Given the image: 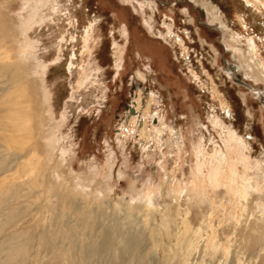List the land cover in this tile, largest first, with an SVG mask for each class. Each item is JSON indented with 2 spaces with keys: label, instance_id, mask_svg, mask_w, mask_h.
<instances>
[{
  "label": "rangeland",
  "instance_id": "374dc122",
  "mask_svg": "<svg viewBox=\"0 0 264 264\" xmlns=\"http://www.w3.org/2000/svg\"><path fill=\"white\" fill-rule=\"evenodd\" d=\"M65 4L78 19L83 20L85 12L88 18L99 21L91 48L93 53L90 55V51L85 50L73 73L56 62L52 37L46 34L41 37V45H44L41 52L48 65L45 76L55 95L54 106L58 115L63 113L67 118L62 137L56 144L66 153L65 158L57 168L53 161L47 162L43 172L45 184L40 190L32 191L22 204L3 207L2 220L8 211L16 206L19 208H15L13 218L0 231V242L6 238L5 234L25 233V264H62L57 256L59 249L52 246L54 242L68 249L67 264H143L146 235L140 222L142 216L135 211L130 218L124 210L130 204L139 205L138 200L132 199L137 191L135 182L138 187L152 190L160 210L168 206L170 210L174 208L171 191L174 187L186 186L183 196L191 192L195 199L193 205L200 204V211L205 208L212 213L209 219L218 226L221 237L234 239L232 232L236 216L241 214L240 208L228 202L229 195L222 194L224 186L213 189L207 180L209 185L203 190L197 184L203 170L200 168L203 164L199 165L202 161L198 163L197 146L207 143L210 153L216 146L223 147L225 134L216 121L218 118L242 138L245 146H241V153L249 158L253 175L256 163L260 162L264 168V53L259 56L249 53L242 24L244 17L248 23L247 32L256 37L258 49H262L264 18L260 11L254 12L232 0H84L81 6L76 0ZM4 5L12 21L19 3L13 1ZM180 41H183L181 46ZM116 52H121L124 58L118 65ZM87 59H94L92 65ZM83 65H87L94 78L88 81L86 90H73L80 74L84 73ZM73 91L77 94L75 98L71 97ZM152 94H156L155 125L159 126L161 119L166 132L170 133L171 128L173 133L168 137L164 130V140L160 144L154 132V140L146 153L142 150L144 143L127 126L136 115L137 104H140L137 111L142 113ZM218 96L226 101L231 115L222 110ZM139 113L140 123L143 117ZM175 139L181 143L176 145ZM238 151H235V159ZM42 155L47 158L45 153ZM110 159L112 167H109ZM238 166L241 172L242 163ZM206 172L204 167V174ZM51 177L55 185H59L57 193L46 187ZM74 188L81 195L70 196ZM161 191L165 192L163 197L159 194ZM168 192L171 193L168 195ZM185 197L182 201H186ZM98 199L101 201L99 207ZM46 202L51 204L49 208L42 206ZM191 211L190 217L195 218L196 210ZM253 213L256 210L246 209L238 228L255 222ZM192 222L197 223L195 219ZM262 222V226L259 223L261 231L264 230ZM44 233L51 234L49 245L41 242ZM110 236L115 240L107 239ZM105 242H109L107 247ZM239 244V238L236 243L232 242L233 253ZM263 247L253 254L240 252V264H260L261 258L257 257L260 253L264 256ZM238 258L231 255L228 264H237ZM200 260L198 254H193L187 264H199ZM205 263L214 264L209 258Z\"/></svg>",
  "mask_w": 264,
  "mask_h": 264
},
{
  "label": "bare ground",
  "instance_id": "6f19581e",
  "mask_svg": "<svg viewBox=\"0 0 264 264\" xmlns=\"http://www.w3.org/2000/svg\"><path fill=\"white\" fill-rule=\"evenodd\" d=\"M13 1L19 3V8L18 11L13 12L14 14L12 13L13 20L10 21V16L12 15L9 14L4 4H9ZM75 1L76 0H0V213L3 207H7V205L11 204H22L21 202L25 201L23 199L28 198V196L33 193L32 191L36 192L37 188L40 190V186L45 184L43 172L45 168H47V162L53 161L57 168L61 167L64 161L66 153L61 147L59 148V144L58 146L56 144L59 142L60 137H62L60 135H62V128L66 116L63 113L62 115H58L54 106L55 95L46 81L45 71L48 65L46 63V58H44V54L41 52L42 50L44 51V49L41 48L44 46L41 45V43H43L41 37L45 34L46 36L50 35L52 37L53 44L56 47V54H54L57 55L56 62L59 61L60 65L67 68L66 70H69V73H73V68L79 65V61L81 60L80 57L85 50L88 51L87 53L90 51V55L93 53L91 48L97 36L98 18L90 19L88 18V13L86 14L84 12L83 20L82 18L78 19L77 15H73L68 5L65 4L66 2L72 4L75 3ZM77 1L81 2L80 6L84 3V0ZM232 1L236 2V4L240 2L242 6L246 5L254 12L259 10L260 16L264 18V0ZM238 7L239 6H237V8ZM240 10L241 9H239V11ZM207 12L211 21H214V17L211 13H209L208 10ZM239 16L242 17V14L240 13ZM242 18L241 19L245 22H242L245 26L244 33H242L250 48L249 53L254 56L262 55V53H264V47L258 49L259 46H257L256 37L247 32L246 28L248 23L244 17ZM36 31L38 32L36 33ZM243 40L241 42H243ZM182 42L183 41L179 42L180 46L183 45ZM244 42L246 43V41ZM83 58L82 60H85V57ZM262 58L264 59L263 55ZM123 59L121 52L115 53V62L117 65L118 61ZM87 61L92 65L91 63L94 59L92 61L91 59H87ZM262 62L264 64V60ZM83 67L84 70H82V72L84 71V73L82 74L80 72L82 75L80 74L77 85L73 90L84 89L88 81L94 78L90 75L87 65H83ZM195 78L196 80H200L197 76H195ZM213 88L216 91L215 87ZM71 97H77L76 92L74 93L73 91ZM155 97L156 94H152L148 98L142 113L137 111L140 109V104H137V108L135 109L136 115L132 117L127 126L131 132L137 134L139 141L144 143L142 149L144 152L150 148V142L154 140V132L158 135V142L160 144H162L164 140V130L166 132V129L163 127V120H159V126L155 125L153 116ZM218 98L222 110L226 114L231 115L226 101L224 102L219 96ZM67 112L69 111H66V113ZM138 113L143 117V121L140 123L137 119ZM216 117H219V114ZM216 121L225 134L224 145L222 144L223 147L216 146L210 153L207 143L206 145L199 143L197 146L198 163L202 161L199 165L201 166L203 164V166L199 167L203 170L202 173L200 171L201 177L198 178L199 183L197 182V184L203 190H206L208 187L207 185H209L207 180L210 181V185L213 189L224 186L222 194L229 195V199H227L228 202L234 207L240 208L241 214H237L236 219L234 218L236 222V226L232 232V237L234 239H224L221 237L217 229L218 226H214L209 219L212 213L205 208L200 211L202 208L200 204L193 205L195 199L191 192L186 195L187 197H185V195L183 196V193L185 194L186 192V189H184L186 186H184V188L174 187V190L171 191V203H175L174 208H172V206L170 210V206L166 204L168 207L164 208L165 210H160L159 204H157L156 199H154L155 197L153 196L152 190L145 188V186L138 187L134 179L135 183L133 184L135 185L134 187L137 188V191L135 195L132 196V199L138 200L139 205L137 204L136 206L138 207H134L130 204L127 207L125 204L127 209L124 208V210L126 215L130 218L131 216L129 215H133L135 211H137L136 214L138 213V215L141 214L142 216V221L140 222L143 224V232L146 235L143 264H187L188 259L193 254H198L201 258L199 264H206V258H209L211 263L213 262L214 264H228L231 255L235 254V258H238L239 254H241L240 252H251L253 254L256 249H260L261 246H264V244L262 245L264 242V230L261 231L260 229L262 227L259 226V223L262 226L261 221L264 223V168L260 162L256 163L253 166L255 169L254 176L249 158L246 154L241 153V146H245L242 142V138L239 137L230 126H225L223 120L216 118ZM124 131L126 130L124 129L123 132ZM171 132L173 133V130L170 128V133ZM170 133H167L166 136ZM221 139L223 140V138ZM120 143L123 145L122 142ZM178 143H181L179 139L176 140V145ZM236 150H239L237 159H235ZM42 152L47 155V158H45L47 161L44 159ZM109 161V167H112L113 160L110 159ZM206 161L208 164L204 163ZM241 163L243 170L240 172L238 165ZM204 167L208 171L205 174ZM18 172H20V174ZM15 173L19 174V176H14L16 175ZM58 186L55 185L52 177L51 181H46V187L50 192L57 193ZM192 188L194 189V186ZM171 192H168V195ZM75 193L81 195L75 192V188L69 192L70 196ZM159 194L163 197L165 192L161 191ZM183 197L186 198V201L183 200L184 202L182 201V199H184ZM181 201L185 205H183L184 207ZM49 202H46L42 206L49 208L51 205ZM100 202V199H98V207L101 205ZM17 207L18 206L14 207L12 211H8L9 213L7 212L6 218L3 220L0 219V231L3 230L4 226H6L5 224L13 218L15 214H13V212ZM114 207L116 208L118 205L114 204ZM246 209L250 211L256 210V213L252 214V216L256 218L255 222L249 223L245 227L238 228L237 224L246 212ZM191 210H196L195 218L190 217ZM192 218L197 222H195V225L192 222ZM218 223L220 222L218 221ZM114 233L116 234V232ZM5 236L6 238L0 242V264H25L27 259L25 233L15 231L11 234H5ZM119 236L117 235V237ZM50 237L51 234L44 233L41 236L42 244L49 245L48 240ZM64 237L67 239V236ZM112 237L110 236L107 239H114ZM238 238L240 244L237 246L238 249L235 248L237 251L233 253L232 242L236 243ZM52 240H50V242ZM109 242L107 244H109ZM52 244V246L59 249V251L57 252L56 250V252L58 254L57 256L61 258L62 264H67L69 261L68 249L61 248L58 244L56 245L55 242ZM114 246L116 245L114 244ZM127 246L125 245L124 247ZM260 251L262 250L260 249ZM79 258L81 259L82 257ZM257 258H261L260 264H264V256L261 257V253ZM237 260L239 261H237V264H240V259L238 258ZM241 264L245 263L242 262Z\"/></svg>",
  "mask_w": 264,
  "mask_h": 264
}]
</instances>
